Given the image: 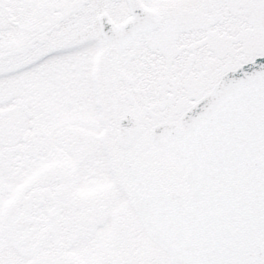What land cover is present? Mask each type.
<instances>
[{
  "label": "snow or ice",
  "instance_id": "6c2138e0",
  "mask_svg": "<svg viewBox=\"0 0 264 264\" xmlns=\"http://www.w3.org/2000/svg\"><path fill=\"white\" fill-rule=\"evenodd\" d=\"M0 264H264V0H0Z\"/></svg>",
  "mask_w": 264,
  "mask_h": 264
}]
</instances>
